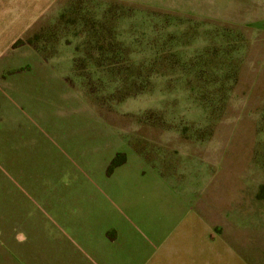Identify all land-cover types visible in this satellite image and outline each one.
I'll return each instance as SVG.
<instances>
[{"label":"rangeland","instance_id":"374dc122","mask_svg":"<svg viewBox=\"0 0 264 264\" xmlns=\"http://www.w3.org/2000/svg\"><path fill=\"white\" fill-rule=\"evenodd\" d=\"M20 45L57 71V106L0 80V264L78 262L68 206L127 160L264 263V0H59Z\"/></svg>","mask_w":264,"mask_h":264},{"label":"crops","instance_id":"0c3cea01","mask_svg":"<svg viewBox=\"0 0 264 264\" xmlns=\"http://www.w3.org/2000/svg\"><path fill=\"white\" fill-rule=\"evenodd\" d=\"M58 2L0 0V80L8 72L19 74L24 107L45 106L52 111L57 106V71L35 50L16 43ZM32 146L36 158L40 146L36 141ZM147 168L141 161L127 160L114 169L108 193L91 179L83 188L89 198L68 206L72 209L65 218L73 217L65 220L64 237L80 240L82 252L74 264H264L260 253L251 259L244 242L238 239L235 244L227 232L202 216L196 203L187 204L180 187H171L163 175ZM98 172L104 175L103 170ZM69 249L73 255L71 242Z\"/></svg>","mask_w":264,"mask_h":264},{"label":"trees","instance_id":"16d2710c","mask_svg":"<svg viewBox=\"0 0 264 264\" xmlns=\"http://www.w3.org/2000/svg\"><path fill=\"white\" fill-rule=\"evenodd\" d=\"M21 43V41H18L17 43H16V45H19Z\"/></svg>","mask_w":264,"mask_h":264}]
</instances>
